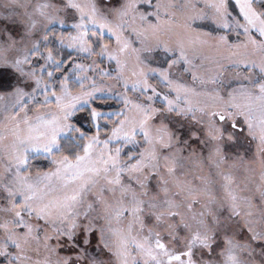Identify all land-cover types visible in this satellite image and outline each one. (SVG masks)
<instances>
[{"label":"snow or ice","instance_id":"1","mask_svg":"<svg viewBox=\"0 0 264 264\" xmlns=\"http://www.w3.org/2000/svg\"><path fill=\"white\" fill-rule=\"evenodd\" d=\"M242 257L264 264V0H0V264Z\"/></svg>","mask_w":264,"mask_h":264},{"label":"trees","instance_id":"2","mask_svg":"<svg viewBox=\"0 0 264 264\" xmlns=\"http://www.w3.org/2000/svg\"><path fill=\"white\" fill-rule=\"evenodd\" d=\"M52 47L58 48L59 45L57 43H53ZM67 52H68V50H66V49L62 50L60 53V56L61 57L65 56L67 54ZM74 56H75V54H73L72 57H74ZM117 104L118 103L114 98L105 96L104 98L98 99L95 102V105H93V106H99V110L104 111L105 113H108L112 110H113L112 112L118 111L121 108V106H118ZM77 115H81V114L78 113ZM74 120H75V118H74ZM77 126L82 127L84 130H87L89 128L88 121L83 120V119H81L79 121Z\"/></svg>","mask_w":264,"mask_h":264},{"label":"rangeland","instance_id":"3","mask_svg":"<svg viewBox=\"0 0 264 264\" xmlns=\"http://www.w3.org/2000/svg\"><path fill=\"white\" fill-rule=\"evenodd\" d=\"M17 11H20V10L17 9ZM149 11H151V9H150ZM20 19H22V18H17V22H19ZM70 25H71V21H69L68 24H67L66 26H58V28H57V35H59V34H60V31L64 30V28H67L68 30H70ZM66 34H67V32L65 31V35H66ZM161 39H165V40H167V39H169V37L166 36V35H163V34H162V35H161ZM53 43H56V42L53 41L52 44H50L49 46L52 47ZM57 44H58V43H57ZM74 58H75V56H74V57H71V58H69V59L71 60V59H74ZM104 66L107 67V63H106ZM107 97H112V98H114V99L117 101V103H118L117 105L122 107L121 102H120L115 96H112V95L109 94V95H107ZM112 111H113V110H112ZM112 111H110V112H112ZM110 112H108V113H110ZM254 153H255V146L253 145V146H252V149H251V151H250V153H249V160L252 159ZM241 155H243V152L241 153ZM258 159H259V158H257V163H256V165H255L256 167L259 166V164H258ZM204 171H205V173H206V172L208 171V169L205 168ZM172 246L175 247L176 245L173 244Z\"/></svg>","mask_w":264,"mask_h":264},{"label":"clouds","instance_id":"4","mask_svg":"<svg viewBox=\"0 0 264 264\" xmlns=\"http://www.w3.org/2000/svg\"><path fill=\"white\" fill-rule=\"evenodd\" d=\"M242 264H251V262L248 260L247 257H242ZM255 264H260V260L257 259V260L255 261Z\"/></svg>","mask_w":264,"mask_h":264}]
</instances>
